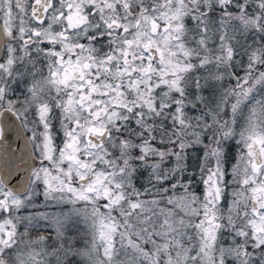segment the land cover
<instances>
[{
    "label": "snow or ice",
    "instance_id": "6c2138e0",
    "mask_svg": "<svg viewBox=\"0 0 264 264\" xmlns=\"http://www.w3.org/2000/svg\"><path fill=\"white\" fill-rule=\"evenodd\" d=\"M0 264H264V0H0Z\"/></svg>",
    "mask_w": 264,
    "mask_h": 264
}]
</instances>
